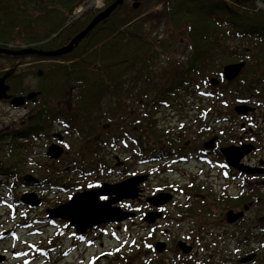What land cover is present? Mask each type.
<instances>
[{"label":"flooded vegetation","instance_id":"1","mask_svg":"<svg viewBox=\"0 0 264 264\" xmlns=\"http://www.w3.org/2000/svg\"><path fill=\"white\" fill-rule=\"evenodd\" d=\"M72 1L0 0V48L12 52L26 49L43 51L38 46L43 43H51L56 39L59 32L55 34H50V32L63 21L66 15L62 30L78 26H84L85 29L96 16L111 5L108 0H105L104 8L86 9L85 12L70 20L73 15V11L69 13ZM125 2L126 0H124ZM88 11L89 13H87ZM85 14L88 16L81 20ZM79 33L69 37L65 36L67 38L61 39L60 43L68 39L69 41L66 43H70ZM186 48L189 49V43H186ZM29 57L37 59L35 62H57L52 58L37 54L0 53V58L12 61L25 60ZM184 59L185 56L182 60ZM23 64L19 65L22 67L21 69L16 70L15 68L12 72L0 71V79L6 77L5 85L9 87L8 94L11 96V98L0 100V104L8 101L13 106L11 101L14 97L28 95L30 92L36 91L24 92L26 90V73H24ZM36 74L40 76L39 72ZM250 75V72L245 74L244 84L250 80L248 78ZM213 77L217 78V76ZM222 79L223 76L218 85L222 81L227 82ZM212 87L204 86L202 88L198 85L188 89L182 88L168 104L149 106L146 137L140 134L138 140H134L141 153L144 152V144L149 146L142 164L147 163V166L152 167V164L157 162L159 165L157 168H149V183H152L154 179L155 170L164 179L159 181L160 186L156 187L153 192H149V195H143L142 190L141 199L119 202L118 205L122 210L135 213V218L106 224H111L112 228L117 226V229L120 230L128 225L134 226L139 219L143 221L148 212L149 214L160 212V218L149 222V264H264V117H257L264 110V97L259 94V96L251 94L246 103H238L234 107V111H236V107L240 105H252L251 107L247 106L250 108L248 115L238 116L242 117L240 124L242 132L238 137L233 138V136L229 137L227 127H220L219 130L216 128L217 124L223 122L221 119L225 117L224 115L221 119H219L220 116L218 119L214 118L217 117L219 108L216 103L219 100L223 102V98L226 96H223L222 91L214 90ZM257 88L264 93V84H259ZM186 93L187 101L182 102L181 96ZM191 95L197 96V98L202 96V99L208 100L211 104L200 105L196 101H194L196 103H192ZM176 99L178 102H175ZM36 100L27 101L26 105L33 104ZM161 110L167 112L163 120L158 119ZM225 122H229V116L226 117ZM134 128L141 133L140 128ZM7 133L9 135V131ZM54 138L59 142V135H54ZM139 138L145 142L139 143ZM115 140L117 141L118 138L113 137V141ZM3 144L2 151L5 149ZM249 146H252L253 149L246 152ZM227 148L233 150L236 148L241 151L242 156L239 159L237 157L236 163L242 170L229 164L223 153V150ZM5 158L9 162L8 152L5 154ZM8 162H6V167L3 166V169L9 168ZM121 164L122 162L118 165ZM4 173L3 170H0L1 175H6ZM170 173H175L179 177L164 183L166 182L165 177ZM137 176L146 177V180L148 178V175L142 173H134L128 178ZM126 179L110 184H117ZM6 180V187L10 188L8 177ZM38 180L37 184H33L27 183L23 179L26 183V186H23H43L40 183L41 180L39 178ZM104 183H95L83 191L98 189ZM14 185L17 186V183ZM50 186L56 191L65 190L59 185L52 184ZM158 195L163 196L162 201H166L164 204L157 205L153 202V198ZM143 196H145L144 200L149 207L145 206L146 210L139 214L134 210L133 204L143 200ZM147 198H149V204ZM108 199L109 197H101L99 200L104 202ZM169 207H176L178 215L174 217L166 215ZM235 215L240 216L235 218ZM169 217L171 219H168ZM164 219H168L167 221L173 222V224H180L188 220L189 223H198V229H190L183 239L175 241L176 248L170 249L165 240L166 237L171 236L169 226L172 227V225L170 224L160 231L164 235L162 239L152 241L156 236V228ZM101 225H96L90 231L79 236L83 240L87 239L90 237L91 231L96 232L102 227ZM182 245L185 247L183 248ZM158 255L161 256L159 259Z\"/></svg>","mask_w":264,"mask_h":264},{"label":"rangeland","instance_id":"2","mask_svg":"<svg viewBox=\"0 0 264 264\" xmlns=\"http://www.w3.org/2000/svg\"><path fill=\"white\" fill-rule=\"evenodd\" d=\"M158 1L126 0L125 9L119 16L127 15V12L132 10L134 22L146 21L147 30L149 26L153 27L161 34V37L174 43V49L170 53L165 52L161 63L154 66L155 71L160 74L161 71L169 72L170 65L176 67L177 63L188 55L189 49L186 48V43H189V39L188 35L183 32L184 30H174L163 19L161 12L164 6ZM134 3H139L138 9L133 8ZM87 16V14L83 15L81 20ZM242 44L246 47L248 45V43ZM36 60L33 57L20 61L0 58V71L12 72L15 68L16 70L21 69L19 65L24 63V73H26L24 92L36 90L37 92H33L38 93L43 75L37 76L36 73L39 71L44 73L46 69L54 66V62H35ZM129 86H131L130 82ZM201 87L204 88L203 85ZM72 89L68 88L65 96L45 97L38 93V98L33 104L26 105L25 103L19 108L11 106L8 101L0 104V137L3 138H0V147L2 148L3 143L5 147L3 151L0 150V165L2 166H7L8 160L5 154L10 153V133L8 135V131L33 125L46 109H48V124L50 125L48 132L42 138L27 140L29 143L27 152L30 155L20 167V176H34L42 181L48 177L49 186L25 187L20 183L17 186H11L13 183L9 182L11 189L16 188L14 191L19 199L33 193L41 198L42 202L39 206L29 207L21 201L17 203L10 200L11 192L6 187L7 176L0 174V264H149V224L144 220L139 219L134 226L128 225L120 230L117 226L110 227L111 224L101 225L100 229L94 233L91 231L90 237L83 240L80 234L68 225L67 221L48 218V209L68 202L76 193L82 192L95 183H116L134 173H142L148 175L147 180L141 183L143 195L147 196L149 192L159 187V181L164 179L155 170L154 179L152 183H149V168H157L159 165L157 162H154L152 167L147 166V163L142 164L149 146L144 144V152L138 151L137 142L135 143L134 140H138L140 132L134 128L135 122L124 121L122 116L118 118V121H114L113 111L108 110L112 105H107L112 102L111 98H104L100 100V103L93 101L91 105H85L86 108L92 109L91 117L83 105L75 103ZM127 89L128 87L124 88L125 95ZM190 98L193 99L192 103L211 104L208 100L202 99V96L197 98L191 95ZM181 99L182 102H186L187 93L182 94ZM223 100V102L219 100L216 103L219 108L217 117L214 118L218 119L220 116L219 119H221L225 115L221 119L223 122L217 124L216 128L219 130L227 127L229 137L236 138L242 132L240 128L242 117H238L234 111L238 103L233 102L231 95L224 97ZM133 101L134 99L126 101L125 112L129 111L131 118L141 117ZM175 102H178V99ZM246 106L251 107L252 105ZM66 112L74 113L80 120L67 119L64 116ZM166 114L167 112L161 110L158 119L163 120ZM123 115L127 116L124 113ZM227 116H229L228 123L225 122ZM257 117H264V110ZM125 123L128 125L126 126L127 133L124 135L121 129ZM56 134L63 137L60 146L64 148L65 153L55 160L48 157L47 152L52 144H59L54 138ZM113 137L118 140L113 141ZM142 142L145 140L139 138V143ZM120 162L122 164L118 165ZM177 177H179L177 174L170 173L165 177L166 182L164 183L171 182ZM52 184L62 186L65 190H53L50 186ZM145 196L142 197L143 200L133 204L134 210L139 214L146 210L145 206L149 207L144 200ZM177 212L176 207H169L166 215L174 217L178 215ZM167 220L164 219L156 228V236L152 241L162 239L164 235L160 231L170 224L172 225V227L169 226L171 236L165 238L170 249L176 248L175 241L183 239L190 229H198V223H189L188 220L180 224H173ZM156 252L158 254V250ZM157 257L159 259L161 256Z\"/></svg>","mask_w":264,"mask_h":264},{"label":"trees","instance_id":"3","mask_svg":"<svg viewBox=\"0 0 264 264\" xmlns=\"http://www.w3.org/2000/svg\"><path fill=\"white\" fill-rule=\"evenodd\" d=\"M82 1L73 0L69 13H72ZM158 2L164 6L161 12L163 19L174 30H184L183 32L188 35L189 53L176 67L170 65V71L167 73L161 71L159 74L155 71L154 66L161 63L162 55L165 52L170 53L175 45L161 37L153 27L149 26L147 30L146 21L134 22L132 10L120 17L122 10L125 9L124 3L108 19L100 22L72 53L52 58L57 62L43 73L40 96H65L66 90L73 88L75 103L83 105L91 117L92 109L86 108L85 105L111 98L112 102L107 105H112L108 110L113 111L114 121H118L122 116L124 121L135 122L134 126L140 128V134L145 137L149 106L168 104L182 88L188 89L198 85L211 87L209 79L217 76L220 81L226 65L246 63L235 81L229 83L222 81L218 87H212L214 90L222 91L226 97L231 95L235 103H246L251 94L264 97V93L257 88L259 84H264V10L257 8L255 0ZM108 3L112 4L114 0H108ZM66 18L67 15L50 32V34L59 32L56 39L51 43L41 44L38 46L40 49L43 51L60 49L69 41L68 39L60 43L61 39L84 29V26H78L62 30ZM242 43H248L247 47ZM247 72L251 73L248 77L250 80L244 84ZM125 87H128L126 95ZM128 99H134L133 104L137 105V113L139 111L141 117L131 118L129 111L125 112ZM47 113L48 109L39 115L33 125L19 127L9 132V168L3 169L0 165V170L5 172L8 182L13 183L11 186H15L14 183L26 186L20 176V167L30 155L27 152L29 145L27 140H38L48 132L50 125ZM64 116L73 121L80 120L74 113L66 112ZM127 125L125 123L121 129L124 135L127 133ZM40 183L49 186L50 180L47 177ZM15 189L9 188L11 192L9 196L11 200L19 203L20 199Z\"/></svg>","mask_w":264,"mask_h":264},{"label":"water","instance_id":"4","mask_svg":"<svg viewBox=\"0 0 264 264\" xmlns=\"http://www.w3.org/2000/svg\"><path fill=\"white\" fill-rule=\"evenodd\" d=\"M124 3V0H116L112 5H110L105 11L96 16L93 21L80 32L73 40L66 46L56 51H38L34 49H26L19 52H12L0 48V53L4 54H13V55H30L37 54L44 57H60L67 55L73 52L74 48L79 45V43L86 38V36L102 21L106 20L111 16V14ZM139 3H134L133 8L137 9ZM245 67V62L230 64L224 67L223 75L226 81H234L242 72ZM43 72L39 71V75L42 76ZM6 77L0 79V100L11 98L8 95L9 87L5 85ZM211 85L217 86L219 80L213 78L210 81ZM38 96V93L31 92L27 96H17L14 97L11 101V104L14 107H21L25 105L27 101L35 100ZM236 112L238 115L246 116L250 112V108L247 106H238L236 107ZM62 136H59V144H52L48 148L47 156L51 159H59L64 155L65 150L60 146L62 142ZM253 149L252 146H249L246 152H249ZM227 148L223 150L227 161L230 165L239 168L236 160L241 158V151L234 148ZM238 153H237V152ZM240 151V152H239ZM242 170L241 168H239ZM251 172V171H250ZM27 183L37 184L39 180L33 176H26L23 178ZM146 177L137 176L128 178L117 184L104 183L100 188L90 191H83L76 193L68 202L63 203L55 208L48 209V218L50 220L61 219L69 222L70 226L75 228L78 233H85L87 230L93 228L96 225L106 224V223H116L123 222L125 220L135 218L136 214L131 212H125L118 205L119 202L123 200H137L141 199L142 189L140 185L144 182ZM101 197H109L107 201H100ZM162 195H158L153 198L155 204H164L166 201H162ZM149 203V198L146 199ZM21 202L29 207L39 206L42 202L36 194H27L21 198ZM240 215H235V218ZM161 217V213H150L145 215L144 221L149 224L156 219ZM184 248L185 246L182 245ZM189 250V248H187ZM3 258V257H2Z\"/></svg>","mask_w":264,"mask_h":264},{"label":"built area","instance_id":"5","mask_svg":"<svg viewBox=\"0 0 264 264\" xmlns=\"http://www.w3.org/2000/svg\"><path fill=\"white\" fill-rule=\"evenodd\" d=\"M102 2H103V0H92L89 5L94 6L96 8H101L103 6ZM260 6H262V5L260 4Z\"/></svg>","mask_w":264,"mask_h":264},{"label":"bare ground","instance_id":"6","mask_svg":"<svg viewBox=\"0 0 264 264\" xmlns=\"http://www.w3.org/2000/svg\"><path fill=\"white\" fill-rule=\"evenodd\" d=\"M27 103V102H26Z\"/></svg>","mask_w":264,"mask_h":264}]
</instances>
